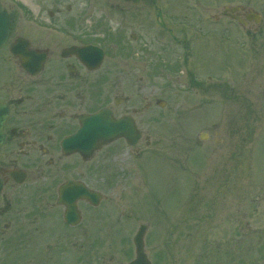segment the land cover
<instances>
[{
    "label": "rangeland",
    "instance_id": "rangeland-1",
    "mask_svg": "<svg viewBox=\"0 0 264 264\" xmlns=\"http://www.w3.org/2000/svg\"><path fill=\"white\" fill-rule=\"evenodd\" d=\"M20 2L22 32L36 26L46 42L61 33L55 26L78 22L105 50V67L138 89L144 132L140 107L152 103V155H139L136 170L122 172L112 163L114 176L103 192L105 248L90 249L87 261L74 253L68 264H120L116 244L130 241L140 223L163 225L165 215L179 216L182 204L202 218L200 228L189 220L173 235L185 242L183 264H224L225 233L212 230L214 210L221 219L225 210L217 187L229 167L239 195L250 192L247 183L257 192L264 177V0H0L6 7ZM230 7L257 13L261 23L237 24L223 16ZM179 165L184 176L172 167ZM160 230L149 227L145 239L166 240ZM0 256L21 263L20 252Z\"/></svg>",
    "mask_w": 264,
    "mask_h": 264
},
{
    "label": "flooded vegetation",
    "instance_id": "flooded-vegetation-1",
    "mask_svg": "<svg viewBox=\"0 0 264 264\" xmlns=\"http://www.w3.org/2000/svg\"><path fill=\"white\" fill-rule=\"evenodd\" d=\"M4 7L10 31L0 49V102L8 109L0 149V253L20 252L21 263L18 258L0 256V264H31L25 256L37 264H57V260L68 264L80 252L84 255L78 260L87 261L90 249L105 248L103 192L114 176L112 163H118L122 172L131 171L139 155H152V103L146 99L140 107L149 128L144 132L137 120V87L105 67L104 49V59L91 69L97 58L90 59L89 52L82 54L92 44L78 29V22L55 26L61 33L54 32L45 42L38 40L36 26L29 27L31 32L21 31V5ZM24 42L27 46L22 49ZM41 55L44 61L38 69ZM99 112L114 121H132L139 133L136 144L130 146L119 137L101 143L89 155L84 120ZM172 167L184 176V165ZM234 185L229 167L224 183L217 187L218 198L225 196L224 218L218 209L211 216L215 221L212 230L225 233L223 263L264 264V177L257 183V192L254 184L247 183L250 192L239 195ZM67 186L71 187L65 203L62 195ZM89 192L95 193V204L84 197ZM182 207L179 216L165 215L163 225H151L150 220L138 225L135 233H144L143 253L149 264L184 263L185 242L172 239L173 235L191 223L192 228H200L202 218L190 216ZM149 227L161 229L167 239L147 241ZM132 239L116 244L117 255L123 259L120 264H130L136 257Z\"/></svg>",
    "mask_w": 264,
    "mask_h": 264
},
{
    "label": "water",
    "instance_id": "water-1",
    "mask_svg": "<svg viewBox=\"0 0 264 264\" xmlns=\"http://www.w3.org/2000/svg\"><path fill=\"white\" fill-rule=\"evenodd\" d=\"M237 10L238 9L232 8V9L226 10V12L233 13V12H236ZM253 19H254L255 23H258L257 22V21H259L258 17H253ZM246 20H251V18L247 17ZM8 32H9V22H8L7 13L4 10V8L0 5V48L3 47V45L7 41ZM21 48L24 49L25 45H22ZM89 50H91V51H89V52H91L90 54H93L94 53L93 51H96L95 48H91ZM84 52H87V51H83L82 54ZM43 57L44 56H42V55L38 57V69H39L40 64L42 63V61L44 59ZM98 59H99L98 61L101 60V58H99V57H98ZM93 67H95V65H93ZM106 116L107 117H105L103 115V112H101L97 115L87 117L84 120L83 130L85 131L86 136L89 137V139H90V147L88 149L89 155L95 149H97V147L101 143H107V142L113 141L114 139H117L119 137H124L125 139H127L129 141V143L133 144V143H135V141L138 137L135 134L134 126L129 121H120V122L117 121V122H115L112 119H110V117L108 115H106ZM6 117H7V108L3 104L0 103V147L4 141V136L2 134V128H3ZM82 134H83V132L80 131L79 135L81 136ZM70 187L71 186H67L63 190L62 201H64L65 203L68 202V200L66 199V194H67V190ZM84 197L87 200H89L91 203H93V204L96 203V200L94 198L95 195H93L91 193H89V194L86 193L84 195ZM70 209L71 208L69 207L68 214H71ZM142 239H143V232L140 230L134 238V243H135L137 255H136V260L132 264H148L144 254H143V251H142Z\"/></svg>",
    "mask_w": 264,
    "mask_h": 264
}]
</instances>
